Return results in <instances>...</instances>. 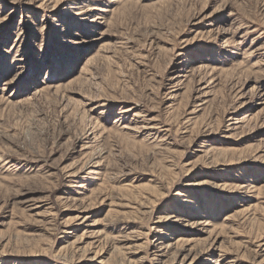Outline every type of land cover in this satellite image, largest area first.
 <instances>
[{
  "label": "rangeland",
  "instance_id": "1",
  "mask_svg": "<svg viewBox=\"0 0 264 264\" xmlns=\"http://www.w3.org/2000/svg\"><path fill=\"white\" fill-rule=\"evenodd\" d=\"M0 264H264V0H0Z\"/></svg>",
  "mask_w": 264,
  "mask_h": 264
}]
</instances>
